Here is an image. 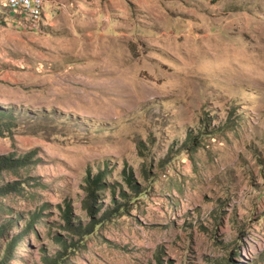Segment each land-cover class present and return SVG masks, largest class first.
<instances>
[{
    "label": "rangeland",
    "instance_id": "obj_1",
    "mask_svg": "<svg viewBox=\"0 0 264 264\" xmlns=\"http://www.w3.org/2000/svg\"><path fill=\"white\" fill-rule=\"evenodd\" d=\"M45 1L0 0V105L65 117L0 136V155L34 151L0 174L27 179L0 196V221L19 217L0 258L41 211L4 264L57 253L97 168L133 196L127 168L140 192L63 264H264V0Z\"/></svg>",
    "mask_w": 264,
    "mask_h": 264
},
{
    "label": "trees",
    "instance_id": "obj_2",
    "mask_svg": "<svg viewBox=\"0 0 264 264\" xmlns=\"http://www.w3.org/2000/svg\"><path fill=\"white\" fill-rule=\"evenodd\" d=\"M26 115V116H23ZM63 113L60 114H48L45 111H29L18 109L17 107L10 105L8 107L0 105V136H7L10 133H13L15 130L20 129V124H18V120L20 117L35 119V121L47 120V119H55L57 121H63L65 119ZM68 120V119H67ZM73 123L77 125L85 126L78 120H74ZM100 125H106L107 123H101ZM195 148L199 144V139H193L191 143ZM182 149L186 148L182 145ZM34 156L33 150H28L23 152L17 157H12L11 154H2L0 155V174L2 171L15 168L16 166H24L31 162ZM107 166V162H105V168ZM106 172L105 169L97 168L95 171L88 170L87 175L84 177V183L82 188L84 190V196L81 200V208L85 210L87 215V220H74L72 219V214L68 206L64 208V212L62 214L65 224L61 226L64 230L67 231V235L62 236L54 233L53 240L60 246V249L57 250V253L54 255H43L42 261L44 264H63L64 260L70 253L75 252L80 246L83 245V241L86 237L90 236L95 232L96 228L106 221H112L114 218L124 215L128 212L127 206L132 203L131 198H134L135 193H139L140 185L132 177L131 171L127 168H123L121 171V176L124 182L129 186V188L133 191L131 194H128L125 189L122 187H116L115 184L106 180ZM27 179H23L21 182H16L18 185H13V183H6L0 185V196L20 191V188L26 184ZM118 188L119 196L116 197V192ZM110 191V200L106 203L102 201V194L104 191ZM135 191V192H134ZM139 195V194H138ZM4 206L2 200H0V208ZM45 205H42L44 207ZM1 211H5L1 209ZM41 211H33L32 214L29 215L28 221L25 223L23 230H20L14 237H11L10 240H7V244L5 245L2 251V258H0V264H4L12 254L13 247L21 242L27 230L31 229L34 226V223L37 222L38 215L40 216ZM19 220V217L11 218L7 217L4 220L0 221V237L5 236L9 227L16 225V221ZM25 231V232H24ZM70 236V241H69ZM76 237L74 240L73 237ZM234 254V251H232ZM230 264H244L240 261H234L233 259H229Z\"/></svg>",
    "mask_w": 264,
    "mask_h": 264
},
{
    "label": "bare ground",
    "instance_id": "obj_3",
    "mask_svg": "<svg viewBox=\"0 0 264 264\" xmlns=\"http://www.w3.org/2000/svg\"><path fill=\"white\" fill-rule=\"evenodd\" d=\"M9 4L11 6H15L18 7L19 10L21 11V8L19 7V5L17 4V0H8ZM45 0L42 1H36L34 2V10H28V11H21L22 13H26V14H37L38 12H41V10H43V3ZM46 2V1H45ZM33 16V15H32Z\"/></svg>",
    "mask_w": 264,
    "mask_h": 264
},
{
    "label": "built area",
    "instance_id": "obj_4",
    "mask_svg": "<svg viewBox=\"0 0 264 264\" xmlns=\"http://www.w3.org/2000/svg\"><path fill=\"white\" fill-rule=\"evenodd\" d=\"M42 0H17V4L21 8V11L34 10V2Z\"/></svg>",
    "mask_w": 264,
    "mask_h": 264
}]
</instances>
